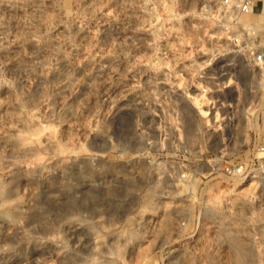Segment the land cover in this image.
Returning a JSON list of instances; mask_svg holds the SVG:
<instances>
[{"label": "rangeland", "instance_id": "obj_1", "mask_svg": "<svg viewBox=\"0 0 264 264\" xmlns=\"http://www.w3.org/2000/svg\"><path fill=\"white\" fill-rule=\"evenodd\" d=\"M215 1L0 0V92L24 127L0 141V262L264 264V246L255 260L238 245L226 260L175 261V214L190 204L177 205L182 181L156 177L160 167L199 172L204 149H171L153 165L158 147L146 145L163 126L176 139L178 120L202 132L213 124L202 110L216 101L231 104L244 138L231 152L264 144V63L253 59L264 13L223 12ZM33 99L52 149L27 132ZM51 160L61 164L54 178ZM60 220L81 223L78 235L57 226L53 237ZM55 245L64 259L54 260Z\"/></svg>", "mask_w": 264, "mask_h": 264}, {"label": "built area", "instance_id": "obj_2", "mask_svg": "<svg viewBox=\"0 0 264 264\" xmlns=\"http://www.w3.org/2000/svg\"><path fill=\"white\" fill-rule=\"evenodd\" d=\"M258 2L215 1L222 11L238 10L251 15L259 11ZM253 59L264 63V49L258 50ZM227 107L231 104L212 102L205 119L212 120L213 124H206L202 132L187 130L178 120L174 128L176 139H171L168 134L171 128L168 127L167 132L165 126L157 135L147 138L148 149L158 147L157 154L149 152L153 165L171 149L191 155L196 154L195 149H204L200 152V160L205 168H200L199 172L188 174L178 166L160 167L161 175L156 177L158 183L166 179L182 181V189L175 195L177 205L190 204L188 212L175 214L176 262L229 259L228 237L231 235L246 241L253 253L250 259L261 257L259 252L264 246V217L261 216L264 212V144L248 146L251 152L245 157L231 152L244 148L245 142L240 127L234 124V113L227 111ZM203 157L206 158L204 162ZM162 197L168 198L169 194L163 193Z\"/></svg>", "mask_w": 264, "mask_h": 264}, {"label": "bare ground", "instance_id": "obj_3", "mask_svg": "<svg viewBox=\"0 0 264 264\" xmlns=\"http://www.w3.org/2000/svg\"><path fill=\"white\" fill-rule=\"evenodd\" d=\"M41 3V2H40ZM87 3V2H86ZM205 7V6H204ZM207 7H209V5H207ZM224 12V11H223ZM236 14H243L242 12L238 11V10H235ZM261 13H264V9H262V11L258 14H255V15H260ZM248 29H252V27H248ZM79 64V63H78ZM19 67V66H18ZM19 69V68H18ZM22 69V68H21ZM80 69V68H79ZM19 72H22V71H19ZM20 74V73H19ZM19 76V75H18ZM24 81H25V77L23 78ZM30 87V86H29ZM27 96V95H26ZM31 96V95H30ZM14 103V102H13ZM26 107L27 109L29 110L30 112V117H31V120H30V125L28 126L27 128V132L30 131V132H34L36 130H38V133L40 131V137H39V141L41 143V147L45 148V149H52L53 148V142H52V139H51V128L49 125H40L39 123L36 122V116H37V111L40 110V108L37 109L36 111V108L40 105H42V100L41 99H38V100H29L26 102ZM24 105V106H25ZM63 108V106H61ZM18 109V106L16 104H12V103H6L4 102V93H1L0 92V119L1 118H4L3 122H0L2 123L1 127H0V130H2L8 137H0V141H6L7 138H12V137H17L20 133H22L21 131L22 127L20 125V122H18V120H16V118L14 117V114L15 112L17 111ZM199 113V112H198ZM202 113H207L206 111H203L202 110ZM205 115V114H204ZM202 116V115H201ZM203 118V117H201ZM2 120V119H1ZM26 127V126H25ZM52 127V126H51ZM26 132V131H25ZM34 136V135H33ZM54 136V135H53ZM26 137V136H25ZM29 137V136H28ZM16 139V138H15ZM6 143V142H5ZM31 148L30 147H27L25 146L24 150H30ZM54 150V149H53ZM52 161V160H51ZM60 161L59 160H56V161H52L50 162V165L52 166L53 170L51 171V176H53V178L55 177L54 175H58L60 173V170L59 167H58V164ZM38 165V164H37ZM61 165V164H60ZM59 165V166H60ZM61 168V167H60ZM11 173L13 171H10ZM9 175V174H8ZM51 178V177H50ZM52 178V179H53ZM51 182V180H49ZM54 182V181H53ZM55 192V191H54ZM56 193V192H55ZM52 198H53V201L56 203L57 200H58V197L56 195H54V193H52ZM3 204V203H2ZM20 206V205H19ZM6 213V212H5ZM62 220H60L59 222L57 221H54L53 222V229H52V236L54 237V234L57 233L56 232V227L58 226L60 228V230H62V234L66 235L67 237H74L76 235H78L79 231H80V224L79 222H74V223H69V221L67 222H61ZM79 221V220H78ZM61 225V227L59 226ZM60 232V231H59ZM58 234V233H57ZM51 235V234H50ZM61 235V234H59ZM63 235V237L65 238V236ZM49 236V235H48ZM57 239V238H56ZM74 239V238H73ZM79 239V238H78ZM82 239V238H81ZM61 239L60 238V242H61ZM68 240V239H67ZM80 240V239H79ZM75 240H73L74 242ZM56 242V241H55ZM77 242V241H76ZM60 244V243H59ZM78 244V243H77ZM229 244L230 245H238V246H245V247H249L246 245V241L243 239H239V238H236L235 236H229ZM54 245V244H53ZM58 245V243H57ZM57 245H55V251H53V258L54 260H62L64 259L63 257V253L60 252V249L61 247H58ZM96 245V240H93L92 243H91V246L94 248ZM65 256V255H64ZM52 258V259H53ZM239 260H241V258H237ZM1 260H2V257H1ZM4 260V259H3ZM243 260V259H242ZM79 262V261H78ZM0 264H5V262H0ZM80 264V263H79ZM83 264V263H82Z\"/></svg>", "mask_w": 264, "mask_h": 264}]
</instances>
